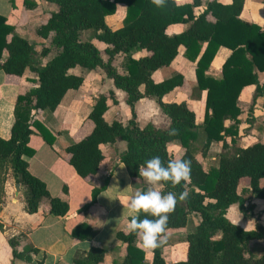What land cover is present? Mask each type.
Masks as SVG:
<instances>
[{"label": "trees", "instance_id": "obj_1", "mask_svg": "<svg viewBox=\"0 0 264 264\" xmlns=\"http://www.w3.org/2000/svg\"><path fill=\"white\" fill-rule=\"evenodd\" d=\"M45 1L53 9L35 26V43L16 34L14 25L0 15V70L14 77L31 74L36 84L17 95L10 137H0V205L10 172L25 188L27 213L36 212L46 202L51 215L66 214L67 200L52 196L45 183L29 172L24 157L34 152L28 146L31 134H39L49 145L54 140V135L34 116L56 109L69 90L82 85L86 73L100 68L113 86L124 93L130 117L124 123L104 119L107 101L117 103L112 91L93 100L87 116L90 129L64 148L65 160L76 174L90 182L104 161L102 147L118 140L124 142L125 148L117 159L128 176L140 184L139 190L146 188L139 175L144 161L159 156L166 165L169 160L187 159L191 164L190 178L175 186L164 184L159 190L162 194L189 193L185 200H178L169 214L164 237L168 230L185 227L189 213L198 219L194 229L185 235L184 259L174 264H264V225L256 223L253 229L245 230L225 216L232 204L245 213L246 198L238 192L244 178L248 179L249 194L264 199V187L260 184L264 179V141L236 145L241 113L238 97L244 87L256 84L257 72H264V26L239 18L244 0H165L159 9L151 0ZM10 2L13 6V0ZM118 3L125 5L124 11L117 10ZM35 5L34 0H22L23 11ZM199 6L204 8L195 14L194 9ZM116 21L121 25L114 27ZM176 23H187V27L178 34H168L167 27ZM87 31L92 32L91 38H82ZM220 47L227 48L229 54L221 64V77L214 79L206 76V70ZM133 50L142 54L135 58ZM180 50L188 61L195 62L196 86L205 92L200 125L186 102L164 100L180 91L185 85L184 76L173 73L158 81L152 77L155 71L168 68ZM72 69L78 72L73 73ZM261 91L258 85V93ZM144 97L153 98L169 119L166 128L152 123L138 125L134 104ZM169 127L176 128L178 134L169 136ZM199 135L202 142L194 149ZM212 141L221 142L222 151L217 166L205 168L202 161ZM171 144L181 150L178 157L170 150ZM105 183L91 189L90 201L80 211H87L96 202ZM93 233L88 222L82 221L70 235L83 240ZM114 238L121 242L123 255L110 264H146L148 253L150 264H166L162 254L166 240L156 249H144L139 237L127 228L115 230ZM7 242L13 259L30 262L38 252L35 247L19 251L18 236L8 238ZM256 242L263 245L258 257L250 251ZM105 255L103 248L90 246L73 263L103 264Z\"/></svg>", "mask_w": 264, "mask_h": 264}, {"label": "crops", "instance_id": "obj_2", "mask_svg": "<svg viewBox=\"0 0 264 264\" xmlns=\"http://www.w3.org/2000/svg\"><path fill=\"white\" fill-rule=\"evenodd\" d=\"M34 1L36 3L34 8L23 11L22 0H13V6L10 0H0V15L5 17L8 23L14 25L16 34L33 43L38 41L34 32L35 26L45 17L48 10L53 9V6L45 0ZM219 1L229 2V0ZM118 4L121 5L118 11H124L125 5ZM203 8V6L195 8V14L201 12ZM239 18L264 26V0H244ZM108 20L111 21V17ZM120 25L119 21L114 22V27ZM186 27L187 23H176L168 26L166 32L170 35L178 34ZM141 54L142 52L137 51L133 57L137 58ZM228 54L227 48L220 47L206 70V76L219 79L221 64ZM41 61L44 62V59ZM194 66L195 62L188 61L180 50L168 68L155 71L152 77L158 81L173 73L182 74L185 85L181 87L180 91L164 97V100L186 102L195 112L196 122L200 119L201 124L205 92L196 86ZM71 72L77 73L78 69H72ZM33 79L34 76L28 73L22 77H14L6 75L0 70L1 138L10 137L16 97L36 86ZM258 85L261 86L260 93H258ZM107 91L113 92L117 103L113 104L111 101H107L108 108L104 119L107 122L118 120L124 123L130 117L129 107L125 103V95L113 86L112 81L105 76L100 68L86 73L82 85L76 90H69L56 109L53 111L43 110L34 116L54 135V140L49 145L39 134L30 135L28 146L34 152L31 156L24 157L28 163V170L45 183L52 196H59L67 200L68 211L62 217H55L49 213L47 203L42 202L36 212L27 213L24 199L25 188L18 183L20 192L16 194L14 185L17 182L9 172L4 182V193L0 205V264H74L73 259L85 253L90 246H97L105 250L103 264H110L112 259L119 260L122 257L123 246L120 241L114 239V232L118 228H127V202L129 196L139 190L140 186L128 176L125 166L117 159V154L125 148L124 142L118 140L112 145L102 147L104 161L90 182H86L78 176L64 157V148L90 129L91 124L87 121V116L93 100ZM263 91L264 72H257L256 84L248 85L240 92L238 104L241 113L236 145L264 141ZM175 95L181 96V98H173ZM196 96H199L198 100ZM147 98H141L134 104L138 125L141 127L152 123L157 128H166L169 119L160 111L153 98H149V101L146 100L153 108L151 116L140 110L139 104L145 102ZM142 114L148 118L140 122ZM171 147L178 157L181 150L175 144L170 145V150ZM221 151V142L212 141L203 158V166L205 168L217 166L218 155ZM105 181V187L98 193L96 202L89 206L87 211H80L90 201L91 189L102 186ZM143 183L149 187L144 179ZM260 184L264 187V179L260 181ZM152 187H156L157 190L161 189L160 185ZM248 190V179L244 178L239 183L238 192L246 198L245 213L240 212L237 204H232L225 214L230 222L245 230L253 229L256 223L264 225V199L250 195ZM82 221L88 222L94 231L93 235L91 238L83 240L72 238L70 235L72 229ZM189 232L190 230L184 233L183 228L167 231L166 242L162 248L166 264H174L184 259L186 249L184 239ZM12 236H18L19 251H24L28 247L37 248L38 252L32 255L30 262L12 258L11 248L7 242L8 238ZM254 246L255 252H253ZM262 250L261 242L258 245L253 244L250 249L255 257L260 256ZM150 258L151 255L148 253L146 264H150Z\"/></svg>", "mask_w": 264, "mask_h": 264}, {"label": "clouds", "instance_id": "obj_3", "mask_svg": "<svg viewBox=\"0 0 264 264\" xmlns=\"http://www.w3.org/2000/svg\"><path fill=\"white\" fill-rule=\"evenodd\" d=\"M156 8H161L165 0H151ZM169 136L178 134L176 128L169 127ZM191 164L187 159L169 160L166 165L159 156L144 161L139 168V175L149 187L137 190L129 196L126 209L127 230L130 234L140 239V245L144 249H156L166 240L165 233L168 217L179 201L185 200L189 193L182 191L179 195L172 192L163 193L157 190L156 185L164 184L173 186L190 178Z\"/></svg>", "mask_w": 264, "mask_h": 264}, {"label": "rangeland", "instance_id": "obj_4", "mask_svg": "<svg viewBox=\"0 0 264 264\" xmlns=\"http://www.w3.org/2000/svg\"><path fill=\"white\" fill-rule=\"evenodd\" d=\"M178 2L179 1H182V0H177ZM45 7H46V5L45 4H43ZM43 6V7H44ZM121 7V5H119V4H117V6H116V8H117V10H119V8ZM47 8V7H46ZM91 35H92V32L91 31H87V32H85L84 34H83V36H82V38H91ZM96 44L97 45H100L101 46V44H99V43H97L96 42ZM135 52H137V50H133L132 51V54H135ZM103 55V58H105V55L104 54H102ZM164 69H166V68H164ZM199 96H196V99L198 98ZM173 98H175V99H179V98H181V96H178V95H175ZM149 101L150 99L149 98H147V99H145V102H143V103H140L139 104V108H140V110H143L144 111V113H146L148 116H151V112H152V110H153V108L152 107H150V103L149 102H147V101ZM198 100V99H197ZM199 117V116H198ZM147 118L148 117H145V115H141L140 116V122H143V120H147ZM200 122H201V120L200 119H198V121H197V124L198 125H200ZM201 142H202V139H201V137H200V135H199V137L197 138V140L194 142V149H197L199 146H200V144H201ZM171 151H173L172 150V147H171ZM119 213H121V212H119ZM197 216L194 214V213H189L188 214V216H187V223H186V225H185V227H183V231H184V233H186V232H188L189 230H190V232L194 229V227H195V222H197ZM107 227H108V225L106 226V229H107ZM115 239V238H114ZM176 242H178V241H176ZM258 243L259 242H256V243H254V244H257L258 245ZM255 250H256V248H255V246L253 247V252H255Z\"/></svg>", "mask_w": 264, "mask_h": 264}, {"label": "water", "instance_id": "obj_5", "mask_svg": "<svg viewBox=\"0 0 264 264\" xmlns=\"http://www.w3.org/2000/svg\"><path fill=\"white\" fill-rule=\"evenodd\" d=\"M14 190H15L16 194H18L20 192V187H19V184L18 183H16L14 185Z\"/></svg>", "mask_w": 264, "mask_h": 264}]
</instances>
